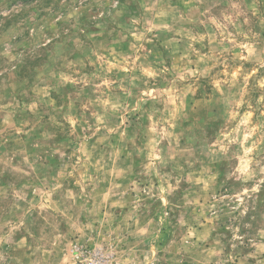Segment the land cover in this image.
Returning a JSON list of instances; mask_svg holds the SVG:
<instances>
[{
  "label": "rangeland",
  "instance_id": "obj_1",
  "mask_svg": "<svg viewBox=\"0 0 264 264\" xmlns=\"http://www.w3.org/2000/svg\"><path fill=\"white\" fill-rule=\"evenodd\" d=\"M0 264H264V0H0Z\"/></svg>",
  "mask_w": 264,
  "mask_h": 264
}]
</instances>
